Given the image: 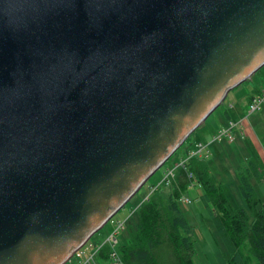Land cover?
I'll use <instances>...</instances> for the list:
<instances>
[{
	"label": "water",
	"instance_id": "obj_1",
	"mask_svg": "<svg viewBox=\"0 0 264 264\" xmlns=\"http://www.w3.org/2000/svg\"><path fill=\"white\" fill-rule=\"evenodd\" d=\"M264 67V0H0V264H67Z\"/></svg>",
	"mask_w": 264,
	"mask_h": 264
},
{
	"label": "trees",
	"instance_id": "obj_2",
	"mask_svg": "<svg viewBox=\"0 0 264 264\" xmlns=\"http://www.w3.org/2000/svg\"><path fill=\"white\" fill-rule=\"evenodd\" d=\"M189 166L201 185L200 201L229 254V264H264V199L255 188V184L264 183L262 160L251 157L239 169L238 190L243 200L238 204L227 194L225 183L212 175L205 160L194 159ZM191 184L181 173L167 196L159 192L138 207L137 223H128L120 246L124 264H196L195 241L178 201ZM101 257L108 259L107 249Z\"/></svg>",
	"mask_w": 264,
	"mask_h": 264
},
{
	"label": "rangeland",
	"instance_id": "obj_3",
	"mask_svg": "<svg viewBox=\"0 0 264 264\" xmlns=\"http://www.w3.org/2000/svg\"><path fill=\"white\" fill-rule=\"evenodd\" d=\"M263 90L264 67L260 71H258L250 80L246 81L245 83H243L242 85L235 88L229 93L225 102L209 117V119L207 120V125L212 126L213 128L220 127L227 120L224 113L226 111L232 110V104L238 107L242 106L243 109H246L249 94L254 91L261 92ZM249 120L257 130L260 141L262 142V144H264V106L260 111L252 114ZM204 124L190 136V138L184 144L183 148L180 149L175 155H173L172 158L165 164V166H163L155 175L152 176V178H150V180L138 192V194L103 229H101L92 237L89 243L83 248L82 252L87 249H90V247L95 245V243L105 241L107 236L110 234V232L118 222H124L125 220L130 219L128 222L129 224L134 225L137 223V208L145 200L146 196L152 195L153 185L161 181L164 174H166L169 169L174 168V166L180 161L179 159H181L186 146L189 145L190 148H193L197 143L203 141V139H208L210 137L212 128H209L205 131ZM191 143H193V145ZM185 153L188 152L186 151ZM229 155L232 159V163L235 164L237 169L230 168L228 161L223 166V169L219 171V176L215 174L214 177L217 181H223L225 183L227 194L232 198V201L234 203L238 204L240 200H243L238 190V175L240 173L238 171L239 169H241V161L245 158L242 156V154L237 155L235 152H229ZM214 156L215 155H213V157ZM234 158H238L240 163L237 161V159ZM212 160L213 158L205 161L207 164H212ZM198 188V184L195 183L194 186L190 188V191L186 193V196L192 201L191 205H179L183 216L187 219L189 223V226L192 231L193 240L195 241V263L229 264V254L226 251L210 219L207 217L203 209L202 203L199 198L200 196ZM260 188V185H256L257 194H259L260 197L264 199V187H262V189ZM168 191V188L162 187L160 194L167 196ZM124 236H127V229L119 234L120 242L123 241ZM121 245L122 244H120V246ZM80 254L81 252L76 254L67 264H72L74 261H76ZM109 264L112 263L109 262Z\"/></svg>",
	"mask_w": 264,
	"mask_h": 264
},
{
	"label": "built area",
	"instance_id": "obj_4",
	"mask_svg": "<svg viewBox=\"0 0 264 264\" xmlns=\"http://www.w3.org/2000/svg\"><path fill=\"white\" fill-rule=\"evenodd\" d=\"M264 106V90L261 92H256L252 95L251 101L247 108V114L244 118L238 121L230 122L225 128L220 129L215 133L211 140L207 143L200 142L195 145L193 149L188 151L186 156L180 159V161L174 166V168L169 169V171L164 174L161 181L153 185L152 195L146 196L145 200L141 203H146L150 198L159 193L162 190V187L172 189L180 176L181 173H184L187 178L192 182L191 186L198 184L195 179L194 174L190 171V164L194 159L199 160H208L211 157V145L215 143H221L224 140H228L233 143L236 140V134L239 132L242 136L245 135L246 125L249 123V118L255 112H258ZM182 205H191L192 201L186 195L182 194L178 200ZM140 204V205H141ZM129 219L124 222H118L115 227L112 229L110 234L107 236L105 241L95 244L82 252L83 248L79 251L81 252L80 256L77 258L73 264H99V257L102 252L107 249V256L109 262L112 264H124L122 257L120 255V240L119 234L127 229ZM78 252V253H79ZM77 253V254H78Z\"/></svg>",
	"mask_w": 264,
	"mask_h": 264
},
{
	"label": "crops",
	"instance_id": "obj_5",
	"mask_svg": "<svg viewBox=\"0 0 264 264\" xmlns=\"http://www.w3.org/2000/svg\"><path fill=\"white\" fill-rule=\"evenodd\" d=\"M256 92H259V91H254V92H251L249 94L247 108H248V105L251 101L252 95L255 94ZM247 108L243 109L242 106L238 107V106L232 104V110L226 111L224 113L227 120L224 122L223 125H221L220 127H217V128H213L212 126H208L207 125L208 122L206 121L204 124L205 131L209 128L210 129L212 128V131H211L210 137L208 139H203V141H200V142L207 143V141L211 140L212 136L215 133H217L220 129L225 128L230 122L238 121V120L244 118L247 114ZM191 144L193 145V143H191ZM193 148H190V150ZM185 152H186V150L183 152V155L181 158L186 156L187 153H185ZM229 152H235L237 155L242 154V156L245 158L244 160L241 161L242 165L239 162L238 158H234V159H237V161L240 163L241 168L245 167L247 160L251 157H256V158L259 157L264 164V144H262V142L260 141V138L258 136V132L250 120H249V123L246 125L245 135L242 136L239 132H237L235 142L231 143L228 140H224L221 143H215V144L211 145V155L213 158V160H212L213 162H212V164L209 163V167H210V170H211V173L213 176H215V174L218 175L219 171L223 169V166L228 161H229V167L230 168L237 169L235 164L232 163V159L230 158ZM213 155H215V156L213 157ZM212 158L210 157L209 159H212ZM256 185H258V184H255V188H256ZM191 187L186 189V192L184 193V195H186V193H188L190 191ZM198 187H199L198 188L199 196L201 197L203 194V190H202L200 184L198 185ZM260 187H261L260 189H262V187H264V183H260ZM168 189H169V191H168V193H169L171 191V189L170 188H168ZM124 241H125V236H124L122 242H124ZM122 242H120V244H122ZM99 243H95V244H99ZM100 263L101 264H109V259L100 256L99 257V264Z\"/></svg>",
	"mask_w": 264,
	"mask_h": 264
}]
</instances>
